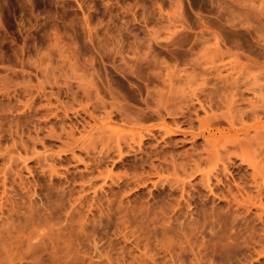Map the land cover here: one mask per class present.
Instances as JSON below:
<instances>
[{
    "label": "rangeland",
    "instance_id": "obj_1",
    "mask_svg": "<svg viewBox=\"0 0 264 264\" xmlns=\"http://www.w3.org/2000/svg\"><path fill=\"white\" fill-rule=\"evenodd\" d=\"M0 264H264V0H0Z\"/></svg>",
    "mask_w": 264,
    "mask_h": 264
}]
</instances>
